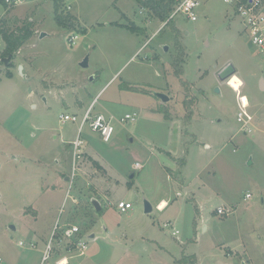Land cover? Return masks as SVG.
<instances>
[{
  "label": "rangeland",
  "instance_id": "rangeland-1",
  "mask_svg": "<svg viewBox=\"0 0 264 264\" xmlns=\"http://www.w3.org/2000/svg\"><path fill=\"white\" fill-rule=\"evenodd\" d=\"M24 1L0 5V23L15 30L29 22L45 36L37 33L15 54L31 64L26 75L15 57L12 66L0 63V264H54L67 256L69 264H237L228 254L239 240L247 244L246 263L264 264V91L258 88L264 62L233 8L197 0L195 22L178 14L166 24L133 0L116 8L114 0H65L59 12L74 18L67 29L54 20L51 0ZM226 64L236 73L221 82L217 73ZM238 94L253 116L250 133L235 120ZM92 101L91 114L137 118L115 121L107 143L86 123L81 159L73 164L67 143ZM65 114L78 122L61 123ZM157 148L174 154L172 178L161 169L171 161ZM57 160L68 179L75 168L72 185L60 180ZM135 163L141 169L131 180ZM129 188L133 207L119 213L114 207ZM161 198L173 205L156 210ZM144 201L152 206L148 214ZM219 205L233 213L217 216ZM48 209V239L62 244L41 262L45 240L29 244ZM72 226L79 232L68 239L63 232Z\"/></svg>",
  "mask_w": 264,
  "mask_h": 264
},
{
  "label": "built area",
  "instance_id": "built-area-1",
  "mask_svg": "<svg viewBox=\"0 0 264 264\" xmlns=\"http://www.w3.org/2000/svg\"><path fill=\"white\" fill-rule=\"evenodd\" d=\"M21 0H13V3L16 4ZM225 3L230 5L235 12V15L239 18L240 23L243 27V32L247 35L252 46L255 50L260 54L263 62H264V0H224ZM12 0H5L7 5H10ZM199 7V2L197 0H176L175 5L165 23L171 21L176 15L181 14L185 17L186 20L190 22H195L197 20L196 17V9ZM77 36H73L69 38L68 42L70 44H74ZM245 96H241L238 94L237 96V113H236V123L239 125L243 132L250 133L251 125L253 121V116L249 113L248 110V102L244 100ZM94 102V101H93ZM87 108L84 112L81 120L79 121V125L77 128V133L73 141L70 142L71 151H72V159L73 164L75 161L81 159L82 149L84 145V141L81 138V132L84 125L87 123L89 130L96 133L103 142H109L115 132L114 122L126 123V122H134L137 118V113H127L123 115L119 120H116L113 115H106L103 113H95L91 114L92 104ZM61 123L65 122H78V119L74 115H61L59 117ZM136 168L139 170L141 166L138 163L135 164ZM75 168H72V172L68 180H70L69 184H73ZM245 198H250L249 194L245 195ZM133 207L132 202L130 201H120L116 204V209L119 213H126L131 210ZM157 210L158 207H157ZM233 211L227 207H217L216 214L219 217L228 218ZM167 227V225H164ZM78 228L72 226L69 229L64 230L63 236L66 238H72L74 234L78 233ZM172 236L178 234L177 231L171 233ZM56 238L52 240V238L48 239L45 248L43 250V254L41 257V262H45L49 258L50 252H52V244L55 242ZM18 245L20 247L24 246L23 242L19 241ZM33 247V244H29V248ZM78 249H81L79 252V256H82L83 249H85V244L80 243ZM55 264H61V260L57 261Z\"/></svg>",
  "mask_w": 264,
  "mask_h": 264
},
{
  "label": "crops",
  "instance_id": "crops-1",
  "mask_svg": "<svg viewBox=\"0 0 264 264\" xmlns=\"http://www.w3.org/2000/svg\"><path fill=\"white\" fill-rule=\"evenodd\" d=\"M23 1V0H22ZM22 1H19L17 4H15V6H17V5H20L21 3H22ZM27 1L28 0H26V1H24V3H27ZM31 1H33V0H31ZM34 1H36V0H34ZM120 1H122V0H114V3H113V5H112V7H114V8H116L117 6H116V3L118 2H120ZM64 3H65V0H64ZM69 8V7H68ZM123 15H125L124 13H122ZM74 16V15H73ZM75 17V16H74ZM123 17H125L126 19H128L127 18V16L125 15V16H123ZM76 18V17H75ZM77 19V18H76ZM33 27V26H32ZM41 29H40V26H38V28L36 29V30H33V35L31 36V38L18 50V53L20 54V52H21V49L25 46V45H27V43H29V41H31V39L34 37V35H36L37 33H41ZM1 40V39H0ZM2 41V40H1ZM1 45V44H0ZM15 57V61H17L18 62V64H20V65H22V70H21V75H26L28 72H30V71H27V69H26V67L28 68V70H30V68H31V64H29V63H27L22 57H16V56H14ZM17 62H15V64H14V66L16 67V65H17ZM26 71V72H25ZM25 73V74H24ZM61 102H62V105L63 106H65V107H67V102L64 100V99H62L61 100ZM93 102V101H92ZM91 102V103H92ZM90 103V104H91ZM74 104H76V105H78V106H80V107H82V104L79 102V101H76V103H74ZM73 104V105H74ZM90 104H89V106H90ZM88 106V107H89ZM87 107V108H88ZM87 108H86V110H87ZM111 111L110 110H108V113L106 114V115H114V114H112V113H110ZM130 141H133L132 139H130ZM71 142V141H70ZM70 142H68L67 143V147H70V149H71V146H70ZM208 146V145H207ZM69 149V150H70ZM158 149V152H159V154H164L170 161H171V164H166V165H162L161 166V169H163L164 170V172L168 175V176H170V178H172L171 177V175L173 174V171L175 170L174 168H176L175 167V161H174V154L172 153V151H170V150H166V149H162V148H157ZM84 153H85V151H83ZM95 160L93 159V162H94ZM60 162H62L61 160H57L56 161V167L54 168V169H56L55 171H57L58 173H62V174H64V169H63V166L60 164ZM95 163V164H94ZM93 164L95 165V166H97L98 164L96 163V161L94 162ZM136 164V163H135ZM134 164V165H135ZM139 166H140V164H139ZM136 166H133L132 168H131V170L133 171V173H131V175H133V178L132 179H134L135 178V170H138L137 168H135ZM0 168H1V165H0ZM60 175V176H62L61 178H60V180H62V182L64 183V182H66L67 180H68V175ZM183 175H185V168L183 169ZM131 179V180H132ZM130 180V181H131ZM61 190H62V188H60ZM130 189V194L127 196V197H125V198H123V199H120V200H118V202H120V201H132V200H130L129 198H135V192L134 191H132V189L131 188H129ZM45 191H48V190H45ZM51 192H54V191H56L55 190V187L53 186L52 188H51V190H50ZM193 195H194V193H192ZM193 200H194V203L196 204V200H195V198H193ZM73 202L75 203L76 201L73 199ZM160 202H164L165 204H166V207L163 209V210H158V211H165V210H167L170 206H172L173 205V199H164V198H161V199H159V201L157 202V204L155 205V208H156V210H157V207H158V204L160 203ZM55 207H57V206H55ZM217 207H221V205H219V206H217ZM216 207V208H217ZM114 208H116V206L114 207ZM55 209V208H54ZM117 210V209H116ZM51 211L48 209V211H46V213L44 214V216L45 217H41L40 216V218H42V225L44 226L40 231H37V230H32L31 231V236L33 237V239L31 240V243L30 244H33L34 245V247L35 248H37V243H42V241H44L45 240V245H46V243H47V239H48V236H49V234H48V232H49V218L47 217V214L49 215V213H50ZM119 212V211H118ZM36 215H37V218H36V220H34V222L36 223L38 220H39V214H38V212L36 211ZM32 219H33V217H32ZM165 225H169L168 223L167 224H165ZM192 227H193V232L195 233V234H197V229H198V222H197V220L195 219V218H193V221H192ZM11 230V229H10ZM206 230V227L204 228V230L203 231H205ZM12 231H15V228H14V230H12ZM175 231V230H174ZM174 231H172V232H174ZM171 232V233H172ZM172 235V234H171ZM89 238H91V236H89ZM60 240V238H58V239H56L55 240V242L53 243V249H54V245L56 244V246H58V247H60V245L62 244V241H59ZM59 242V243H58ZM237 250L235 249V252H233L232 250L230 251L231 253L230 254H228V255H230V257H229V259H231L230 261H234L235 263L237 262V264H251V263H246V261L245 260H247V258L249 259V256L246 254L247 252V244L244 242V241H242V240H239V245H237ZM53 249H52V251H53ZM238 249H239V251H238ZM233 253H235V256L234 257H232V254ZM65 259H66V261H67V264H69V257L67 256V257H64ZM236 258H238V259H236ZM62 259V258H61ZM57 261H60V260H57V259H54V264L57 262ZM196 264H199V263H197L196 262ZM254 264V263H253Z\"/></svg>",
  "mask_w": 264,
  "mask_h": 264
},
{
  "label": "trees",
  "instance_id": "trees-1",
  "mask_svg": "<svg viewBox=\"0 0 264 264\" xmlns=\"http://www.w3.org/2000/svg\"><path fill=\"white\" fill-rule=\"evenodd\" d=\"M53 4L54 20L58 26L62 28L72 29L73 25L71 21L74 20L72 16H64L59 11L62 8L61 5L64 4V0H51ZM137 5L148 11L157 18L160 22H166L176 0H133ZM0 5L6 7L7 4L5 0H0ZM14 5L13 0L10 4ZM168 21L166 24H168ZM134 26H130L128 29L134 30ZM33 35L32 24L25 22L19 28L15 30H8L4 28L3 22L0 23V39L4 44V48L0 52V63L2 59L10 57L7 66H12L11 61L13 60L15 54L18 50L31 38ZM8 77H11L8 74ZM95 164V163H94Z\"/></svg>",
  "mask_w": 264,
  "mask_h": 264
},
{
  "label": "water",
  "instance_id": "water-1",
  "mask_svg": "<svg viewBox=\"0 0 264 264\" xmlns=\"http://www.w3.org/2000/svg\"><path fill=\"white\" fill-rule=\"evenodd\" d=\"M45 36V33H40L39 37L40 38H43ZM163 50L164 51H167V47L164 46L163 47ZM9 60H10V57H7V58H4L2 59V63L3 65L7 66L8 63H9ZM88 65V62H87V57H85L81 63H80V66L82 68H86ZM19 67V71L21 73V70H22V66H18ZM236 73L233 65L231 64H226L222 69H220L217 73V78L219 81L221 82H225L227 81L231 76H233L234 74ZM258 88L260 91H264V79L263 78H260L259 79V82H258ZM215 91L218 92V88L215 89ZM154 96L156 98H158L161 102L165 103V102H168L169 98L162 94V93H154ZM248 164H250V162H248ZM130 178L132 179L133 178V175H130ZM144 213L145 214H148L152 211V206L147 202V201H144ZM92 206L94 208L95 211L99 212L101 207L99 205V203L95 200H92ZM11 230H14V227H10ZM91 238H93V235H91Z\"/></svg>",
  "mask_w": 264,
  "mask_h": 264
},
{
  "label": "bare ground",
  "instance_id": "bare-ground-1",
  "mask_svg": "<svg viewBox=\"0 0 264 264\" xmlns=\"http://www.w3.org/2000/svg\"><path fill=\"white\" fill-rule=\"evenodd\" d=\"M244 100H247L246 96H245V99ZM248 101V100H247ZM164 207H166V204L164 202H160L158 204V209L159 210H162ZM61 264H67V261L66 259H61Z\"/></svg>",
  "mask_w": 264,
  "mask_h": 264
}]
</instances>
